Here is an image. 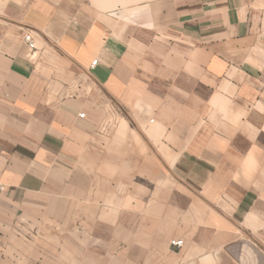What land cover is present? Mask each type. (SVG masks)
<instances>
[{"label": "crops", "instance_id": "obj_1", "mask_svg": "<svg viewBox=\"0 0 264 264\" xmlns=\"http://www.w3.org/2000/svg\"><path fill=\"white\" fill-rule=\"evenodd\" d=\"M0 264H264V0H0Z\"/></svg>", "mask_w": 264, "mask_h": 264}, {"label": "built area", "instance_id": "obj_2", "mask_svg": "<svg viewBox=\"0 0 264 264\" xmlns=\"http://www.w3.org/2000/svg\"><path fill=\"white\" fill-rule=\"evenodd\" d=\"M24 42H25V44L29 47V48H33L34 47V45H33V41H32V38H31V36L28 34V35H26V36H24ZM93 65H95L96 64V61H94L93 63H92ZM171 246H173V247H175V248H177V249H180L182 246H183V241H181V240H174V241H171Z\"/></svg>", "mask_w": 264, "mask_h": 264}]
</instances>
